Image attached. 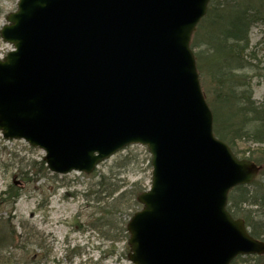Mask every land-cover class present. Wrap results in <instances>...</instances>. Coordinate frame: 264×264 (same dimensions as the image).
<instances>
[{"label": "water", "instance_id": "obj_1", "mask_svg": "<svg viewBox=\"0 0 264 264\" xmlns=\"http://www.w3.org/2000/svg\"><path fill=\"white\" fill-rule=\"evenodd\" d=\"M210 0H18L0 29V133L50 172L90 174L129 145L150 187L126 224L131 264H230L264 255L229 191L261 169L213 134L192 34ZM264 264V263H261Z\"/></svg>", "mask_w": 264, "mask_h": 264}, {"label": "rangeland", "instance_id": "obj_2", "mask_svg": "<svg viewBox=\"0 0 264 264\" xmlns=\"http://www.w3.org/2000/svg\"><path fill=\"white\" fill-rule=\"evenodd\" d=\"M16 5L17 0H0V29ZM263 37L264 27L253 26L248 58L259 68L264 57ZM11 49L0 38V60ZM251 90L252 99L260 103L264 81L254 77ZM237 149L256 153L250 144L237 143ZM43 156L39 148L22 140L7 141L0 135V195L12 183L20 193L12 204L0 205L1 215L15 232V241L4 255L9 259L2 263L131 264L128 238L122 230L141 207L136 196L150 186L152 168L147 149L127 146L90 174L52 173L45 164L41 167ZM232 264H257V260L238 257Z\"/></svg>", "mask_w": 264, "mask_h": 264}, {"label": "trees", "instance_id": "obj_3", "mask_svg": "<svg viewBox=\"0 0 264 264\" xmlns=\"http://www.w3.org/2000/svg\"><path fill=\"white\" fill-rule=\"evenodd\" d=\"M257 24L264 27V0H211L190 47L213 116L214 135L236 157L262 167L252 184L230 190L226 209L232 218L244 221L250 236L264 242V99L260 103L254 101L251 90L254 77L264 81V57L260 68L248 58L249 33ZM260 41L264 51V37ZM237 143L255 146L256 153L250 148L240 152ZM40 165L43 167L44 163ZM19 195L12 183L0 195V205L12 204ZM1 214L0 210V264H4L9 259L4 255L15 241V232ZM122 231L127 238L126 229ZM248 257H255L257 264L264 261V256Z\"/></svg>", "mask_w": 264, "mask_h": 264}]
</instances>
